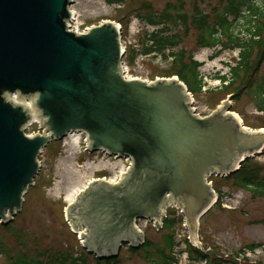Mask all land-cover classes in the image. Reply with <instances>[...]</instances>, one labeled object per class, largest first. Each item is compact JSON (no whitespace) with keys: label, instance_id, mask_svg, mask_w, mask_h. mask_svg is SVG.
Returning <instances> with one entry per match:
<instances>
[{"label":"water","instance_id":"water-1","mask_svg":"<svg viewBox=\"0 0 264 264\" xmlns=\"http://www.w3.org/2000/svg\"><path fill=\"white\" fill-rule=\"evenodd\" d=\"M72 4L0 0V224L21 211L47 145L80 133L90 153L131 161L117 184L91 182L65 211L74 232L85 230L89 254L105 260L122 246L137 249L144 235L135 222L159 229L174 205L194 233L214 204L206 178L228 177L261 154L264 130L245 129L229 100L198 117L178 79H126L119 27L105 21L69 32ZM34 122L43 133L29 138Z\"/></svg>","mask_w":264,"mask_h":264},{"label":"rangeland","instance_id":"rangeland-1","mask_svg":"<svg viewBox=\"0 0 264 264\" xmlns=\"http://www.w3.org/2000/svg\"><path fill=\"white\" fill-rule=\"evenodd\" d=\"M72 1L71 10L76 16L73 28L84 30L105 21L118 25L128 77L148 82L180 78L174 73L171 60L164 61L155 53H147L151 46L149 38L161 27L147 25L142 18L143 12L160 15L170 7L172 13H183L188 30L185 31L181 24L171 28L172 33L182 39L180 46L171 52L184 50L186 56L190 55L200 65L201 90L191 94L195 115L208 116L229 100L230 113L244 128L264 130V110L259 109L262 97L258 92L264 83V63L257 74H250L251 86L242 82L243 76L228 89L220 80L222 76H229L230 69L238 62L239 50L233 47L234 39L248 41L252 23L260 20L258 17L254 20L249 9L243 7L238 19L229 15L230 37L218 33L219 44L209 48L200 40L201 32L194 18L205 15V21L213 25L231 0H125L120 6L109 5L105 0ZM262 4L263 0H255L253 5L261 9ZM257 56L260 53H254L253 65L259 60ZM239 93V98L233 99ZM11 100L29 107L34 117L38 115L30 101L15 100L14 96ZM25 133L31 136L43 131L37 124H32ZM77 137V145L72 144L69 136L62 141L50 142L38 157L40 170L34 186L23 197L21 212L8 225H0V264H61L66 253L74 260L81 256V264H97L95 257L83 250L79 233L71 231L65 216L67 198L78 195L93 181H116L124 171L125 162L102 153H89L84 135L77 134ZM246 173L264 180V150L245 160L238 172L228 178L212 176L209 179L217 202L195 229L199 245L192 242L188 227L184 228L175 209H169L166 217L168 221H174L172 229L156 230L151 222H138L139 229L145 234L146 245L134 252L123 246L115 264H162L159 253L165 247V239L172 235L175 248L171 254L163 253L173 257V264H264V195L261 196L258 190L236 186ZM252 246L255 248L250 251ZM188 247L203 251L209 256L208 261H192L186 253Z\"/></svg>","mask_w":264,"mask_h":264},{"label":"trees","instance_id":"trees-1","mask_svg":"<svg viewBox=\"0 0 264 264\" xmlns=\"http://www.w3.org/2000/svg\"><path fill=\"white\" fill-rule=\"evenodd\" d=\"M107 4H117L123 5L125 0H105ZM255 0H231L229 1V6L223 11L221 15L217 17V22L213 25H209L206 21L205 15H200L197 18H194V22L198 25L197 28L201 32L200 40L204 41V44L209 48H215L219 43L216 39L218 33H223L228 35L230 33V25L227 23V17L229 15L233 16L235 19L240 18L239 14L243 7L249 9V12L252 13L254 20L260 19L259 21L253 22L252 28L249 30L250 39L245 42H241L239 39H234L233 47L239 50L238 52V62L235 67L230 69L229 76H222L220 78L223 86L226 89L230 88L235 84L239 76H243L242 82H247L248 86H251L252 80L250 74H257L260 70L261 63H264V0L261 9L254 7ZM143 20L149 26L161 27L156 30L153 35L149 38L151 43L150 49L147 51L148 54L155 53L160 56L164 61L171 60V64L174 68V73L179 75V80L184 83L187 87L188 92L198 93L201 90V79L199 78L198 68L200 65L193 60V58L188 55L184 50L179 52L172 53L175 48H178L182 43L180 35L172 33L171 28H176L178 24L183 26L185 31L187 28V20L183 13L176 12L172 13L170 7L166 8L160 15H155L152 12H143ZM228 37H230L228 35ZM226 47V46H224ZM168 51V54L166 52ZM256 53L257 58H259L257 64L253 65L252 57ZM135 56L130 60L134 61ZM186 62V63H185ZM245 88V87H244ZM259 90V88H258ZM259 95L262 97V106L259 109L264 110V83L260 90L258 91ZM239 94L233 96V99H238ZM236 186L245 189V190H258L259 194L264 195V180L258 179L252 173L244 174L236 183ZM174 225V221H164L163 228L171 230ZM6 226V225H4ZM3 226V227H4ZM146 241L144 245H146ZM175 248V242L173 235L165 239V247L160 251L159 255L162 260V264H173L175 261L173 257L166 256L163 251H168L169 254L173 252ZM255 247L252 246L249 248L252 251ZM134 252V250H131ZM188 258L194 262H207L209 256L198 249L188 247L186 249ZM97 264H115V259H96ZM61 264H81V256L79 259H71L67 253L63 257V262Z\"/></svg>","mask_w":264,"mask_h":264},{"label":"bare ground","instance_id":"bare-ground-1","mask_svg":"<svg viewBox=\"0 0 264 264\" xmlns=\"http://www.w3.org/2000/svg\"><path fill=\"white\" fill-rule=\"evenodd\" d=\"M76 17V16H75ZM69 138L71 139L72 144L77 145L78 144V137L77 134L70 135ZM75 200V195L73 194L72 196L67 198L68 205L72 204ZM191 240L195 245H198L199 240L197 233H191Z\"/></svg>","mask_w":264,"mask_h":264},{"label":"built area","instance_id":"built-area-1","mask_svg":"<svg viewBox=\"0 0 264 264\" xmlns=\"http://www.w3.org/2000/svg\"><path fill=\"white\" fill-rule=\"evenodd\" d=\"M126 162H127V160H126Z\"/></svg>","mask_w":264,"mask_h":264}]
</instances>
